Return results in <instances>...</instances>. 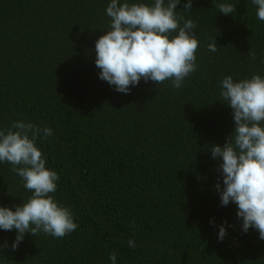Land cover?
<instances>
[{
    "label": "trees",
    "instance_id": "1",
    "mask_svg": "<svg viewBox=\"0 0 264 264\" xmlns=\"http://www.w3.org/2000/svg\"><path fill=\"white\" fill-rule=\"evenodd\" d=\"M110 2L0 0V129L18 120L52 129L36 146L59 176L50 195L78 225L62 238L25 233L15 250L16 230L0 229V264H112V252L116 264H264V239L242 231L235 203H220L222 158L211 156L234 130L220 81L264 77L257 6L192 0L185 10L180 0L176 15L196 25L195 71L179 89L141 79L125 94L95 65ZM225 2L235 4L233 13L219 12ZM30 195L0 162V206L15 210Z\"/></svg>",
    "mask_w": 264,
    "mask_h": 264
},
{
    "label": "clouds",
    "instance_id": "2",
    "mask_svg": "<svg viewBox=\"0 0 264 264\" xmlns=\"http://www.w3.org/2000/svg\"><path fill=\"white\" fill-rule=\"evenodd\" d=\"M180 0H154L153 4L128 0H111L106 15L111 18L109 30L95 41V65L98 76L119 92L127 94L130 86L140 80L161 84L172 81L179 89L184 79L196 68V50L199 47L191 19L176 15ZM257 6L256 16L264 21V0H252ZM222 14L235 11L233 3L216 5ZM183 9H192V0H186ZM181 21L183 24L181 25ZM175 33V35H170ZM211 52L217 51L215 38L208 43ZM252 59L255 53L250 52ZM220 95L232 109L234 130L221 145L211 146L212 158H222L223 190L218 182L214 187L220 203L237 206V217L242 231L251 227L264 239V77L253 74L250 78L234 81L225 76L221 81ZM49 127H38L24 120L14 121L7 129H0V162L12 165V171L31 192L28 199L15 206V210L0 206V229L16 230L11 247L17 248L25 233L33 237L43 231L46 235L62 238L75 231L78 225L72 212L53 198L58 174L45 167L37 139L52 136ZM226 235L219 226L218 239ZM130 247L135 242L128 241ZM5 245L2 247H6ZM116 264V253L109 255Z\"/></svg>",
    "mask_w": 264,
    "mask_h": 264
}]
</instances>
